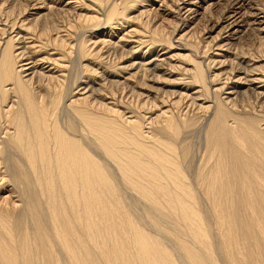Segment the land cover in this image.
Instances as JSON below:
<instances>
[{
    "label": "bare ground",
    "instance_id": "obj_1",
    "mask_svg": "<svg viewBox=\"0 0 264 264\" xmlns=\"http://www.w3.org/2000/svg\"><path fill=\"white\" fill-rule=\"evenodd\" d=\"M0 264H264V6L0 0Z\"/></svg>",
    "mask_w": 264,
    "mask_h": 264
},
{
    "label": "rangeland",
    "instance_id": "obj_2",
    "mask_svg": "<svg viewBox=\"0 0 264 264\" xmlns=\"http://www.w3.org/2000/svg\"><path fill=\"white\" fill-rule=\"evenodd\" d=\"M192 1H194V0H186V3L187 4H189V3H192ZM199 1H201V0H199ZM258 1V3L259 4H261V5H263L264 6V0H257ZM173 8L174 9H176L177 7H176V5H173ZM163 9H165L164 7H162L161 8V12L162 11H165V10H163ZM174 9L173 10H171L173 13H174ZM215 11H216V9H215ZM170 12V11H169ZM173 16H175V15H172V16H169V17H166L165 18V22H164V24L170 29V26H172V22L175 20V17H173ZM216 14H215V17H213V19H209V22H208V20H207V22L205 21V23H206V26H208V28H210L209 29V32L208 33H210V34H208L209 36H211L212 38L214 37V36H216V34L220 31V29L222 28V27H219V26H216V27H214L215 25H216ZM163 21V20H162ZM214 22V23H213ZM204 23V24H205ZM213 26H212V25ZM212 28V29H211ZM215 28V29H214ZM210 31H212V32H210ZM212 34V35H211ZM208 36V37H209ZM208 37H206V38H208Z\"/></svg>",
    "mask_w": 264,
    "mask_h": 264
}]
</instances>
